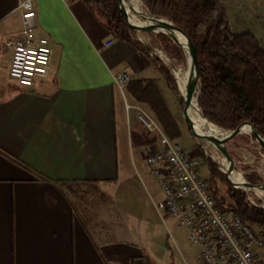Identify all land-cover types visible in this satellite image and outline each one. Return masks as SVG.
I'll return each mask as SVG.
<instances>
[{
  "label": "crops",
  "instance_id": "1",
  "mask_svg": "<svg viewBox=\"0 0 264 264\" xmlns=\"http://www.w3.org/2000/svg\"><path fill=\"white\" fill-rule=\"evenodd\" d=\"M22 1L0 0V264H156L166 255L160 238L169 215L156 208L162 196L147 166L119 164L121 145L130 163L126 141L140 122L114 79L150 80L160 94L165 82L150 57L113 38L79 0H33L35 34L49 39L52 59L47 78L20 88L8 76L5 42L21 33ZM78 187L103 195L115 188L109 228L100 221L113 207L98 211ZM70 191L85 196L90 214L83 217Z\"/></svg>",
  "mask_w": 264,
  "mask_h": 264
},
{
  "label": "trees",
  "instance_id": "2",
  "mask_svg": "<svg viewBox=\"0 0 264 264\" xmlns=\"http://www.w3.org/2000/svg\"><path fill=\"white\" fill-rule=\"evenodd\" d=\"M79 1L113 38L150 57L169 91L178 95L177 85L168 69L159 58L150 56L149 50L136 39L135 32L127 29L117 0ZM140 3L149 16L170 22L193 43L201 80L196 102L202 117L223 132L233 131L242 120L249 119L264 138V50L257 38L250 32H233L222 0H140ZM156 38L163 51L180 59L183 57L182 50L166 35L157 34ZM125 92L149 111L168 139L181 138L177 121L152 81L131 79ZM150 135L155 138L149 139ZM240 139L251 142L252 137L240 135L232 142ZM155 140L156 136L146 130L145 134H132L130 143L141 147L152 145ZM205 164L213 199L251 231L264 236L261 202L251 203L249 194L233 189L213 161L205 159ZM245 180L254 186L263 183L262 178L253 174L245 175ZM218 182L227 186L224 198H220L215 188Z\"/></svg>",
  "mask_w": 264,
  "mask_h": 264
},
{
  "label": "built area",
  "instance_id": "3",
  "mask_svg": "<svg viewBox=\"0 0 264 264\" xmlns=\"http://www.w3.org/2000/svg\"><path fill=\"white\" fill-rule=\"evenodd\" d=\"M17 9L21 11L22 29L18 37L5 42L11 50L8 76L20 88L29 89L35 81L47 78L52 50L48 38L35 34L33 0L20 2ZM130 80L126 74L114 79L124 102ZM125 109L138 110L126 102ZM138 118L157 140L158 148L146 158L162 196L156 208L186 229L189 242L198 247V259L203 264H264V236L251 231L213 199L188 149L168 139L160 126L144 114H138Z\"/></svg>",
  "mask_w": 264,
  "mask_h": 264
},
{
  "label": "rangeland",
  "instance_id": "4",
  "mask_svg": "<svg viewBox=\"0 0 264 264\" xmlns=\"http://www.w3.org/2000/svg\"><path fill=\"white\" fill-rule=\"evenodd\" d=\"M223 1L224 4L226 5L234 31L236 33H242V32L252 33L257 38L261 48L264 50V0H223ZM141 10L145 14V11L142 9V6H141ZM156 35L157 34L155 33H135L136 39L144 47L146 48L149 47L153 50L154 54L152 55L151 52H149L150 56L152 58L157 57L160 59L161 64H163L168 69L169 73L172 75L177 85V79H176L177 73L188 72L187 58L184 54L183 57H181L180 59L177 58L174 54H169L163 51V49L160 47L161 43L156 38ZM163 88H165L164 83L161 85V87H159V89L161 91V95L164 97V100L166 101L170 113L175 118L180 128L184 130V133L187 136V138L189 140H192L193 143H195L196 148L198 149L200 155V157L198 158L199 160H196L198 170L202 179L208 183L210 180L209 172L207 175L206 174L204 175L202 171H200L199 169L198 161L200 162L202 160V162L205 163V159H210L216 164L217 170L222 174L224 171L222 162L225 161L221 156V154L214 147H212L211 145H209L204 141L194 139L190 135V132L187 129L186 125L184 124L182 117L183 101L180 97V93H178V95H174L168 89H165V91H163L164 90ZM124 96L127 105L138 108V110H136L138 114L140 113L144 114L149 119L155 121L145 107L139 105H132L128 101V99H126L128 98L126 92L124 93ZM119 98H120V102L123 103L124 106L125 102L122 99L120 93H119ZM129 110L130 109H128V111ZM145 133H146V129L140 123L138 134H145ZM243 135H248V134H243ZM152 137L154 136L150 135L149 139H151ZM175 142L187 149V146L183 141L176 140ZM118 144L121 145V142L118 141ZM126 145L128 148L127 159L130 163H127L125 161L124 150L122 148V145L121 147L118 146L120 153L119 164L121 165L122 168H125L127 164L131 167H133V165L145 166L146 158L148 154L150 153V151L154 150L155 148L154 146L155 142L152 145L136 147L133 146L129 142V140H127ZM226 148L233 158V162H234L233 170L235 173L241 174L245 182H247L245 180V175H249V174L256 175L263 179V184H264V152L260 150V148L253 141V139L251 140V142H247L241 139L235 140L233 142L230 141L229 143L226 144ZM215 188L218 190V195L220 196V198H224L225 192L227 191L226 184L223 182L221 183L218 182L216 183ZM75 190L77 191V193L84 190L87 194L86 198L88 199V201L90 200L89 201L90 203L91 202L97 203L98 211L104 210L103 212L105 213L107 209H109L111 206L113 207L114 214L111 215L107 214L108 216L104 214L103 221H100L102 223V226L105 225V227L109 228L113 224L112 222H115V188L113 189V192L110 193V195H108L107 191L103 195L97 192L98 189L92 187H85V188L78 187ZM246 194H249V200L251 203H254L256 200L260 201L255 193L246 191ZM70 196L73 199V202L75 206L79 209V211H81V213L83 212L82 213L83 215L86 213L88 214L91 213L90 209L88 210L84 209L83 205L87 203L85 196L81 197L79 196V194H75L72 191H70ZM86 205L87 207L89 206V204ZM260 206L264 208L262 202ZM83 217H85V215ZM111 218L113 219V221L111 220ZM163 219L167 231L165 232L166 238L164 236V233H162L160 240H162L163 251H165L166 255L165 257L162 258V260L157 261L156 264H203L197 257L198 247L190 243L188 240L186 229L180 226L170 216L166 215V217L164 216Z\"/></svg>",
  "mask_w": 264,
  "mask_h": 264
},
{
  "label": "water",
  "instance_id": "5",
  "mask_svg": "<svg viewBox=\"0 0 264 264\" xmlns=\"http://www.w3.org/2000/svg\"><path fill=\"white\" fill-rule=\"evenodd\" d=\"M117 7L119 12L122 14L124 17L125 25L127 29L135 32V33H155V34H163L166 35L168 38H170L183 52V54L186 56L187 61H188V70L192 73V79L191 82L189 83L185 97L182 98L183 101V110H182V117L184 124L186 125L187 129L190 132V135L197 140L204 141L214 147L223 157L224 161L229 164V169L226 171H223L224 179L226 182L235 190L241 191L243 193H246V191H252V189L256 187H264V184H259V185H251L247 182H245V190L242 188H239L235 185H233L230 180L229 176L231 175L234 166V162L231 159L229 152L226 148V144L235 139L236 137L243 135V134H248L252 137L253 141L255 144L264 152V138L255 130V127L253 126L252 122L249 119H244L240 122V124L231 132H225L226 135L223 138L216 139L211 136H208L198 130L195 129L193 120L191 118L190 114V109L192 105V100L193 97L197 100V97L199 95V86L201 85V80L199 76V66H198V59H197V54L194 48L193 43L189 39V37L178 27L174 26L170 22L157 18V17H151L149 16L146 12L145 15L152 20H156L158 22H153L151 24H141V25H132L128 21V16L127 12L125 10V7L123 5V0H117ZM177 36L182 38L184 40V43L181 44L177 40ZM149 52L153 55V50L149 47H147ZM197 104V102H196ZM198 108V107H197ZM199 111V109H198ZM199 114L203 120H205L201 112L199 111ZM206 121V120H205ZM207 122V121H206ZM248 123L249 130L248 132H243L242 128L245 123ZM207 124H209L207 122ZM210 125V124H209ZM211 126V125H210ZM217 129V128H216ZM219 130V129H218ZM221 131V130H220ZM223 132V131H222ZM259 200L263 203L264 205V200L260 199Z\"/></svg>",
  "mask_w": 264,
  "mask_h": 264
},
{
  "label": "bare ground",
  "instance_id": "6",
  "mask_svg": "<svg viewBox=\"0 0 264 264\" xmlns=\"http://www.w3.org/2000/svg\"><path fill=\"white\" fill-rule=\"evenodd\" d=\"M123 5L127 12L128 21L132 25L151 24L153 22H158L156 20L149 19L143 13V11L141 10L140 0H123ZM177 40L181 44L184 43V40L178 36H177ZM176 79H177V86L179 89L180 97L182 99L185 97L187 87L191 82L192 73L189 70L188 72H184V73L178 72L176 75ZM190 114L196 130L216 139L223 138L226 135L225 132H222L213 126H210L209 124H207L205 120L201 118L197 108L195 97H193L192 100ZM248 130H249L248 124H244L242 131L248 132ZM222 165L224 171L229 169V164L227 162H222ZM229 180L233 185L245 190V181L241 174L232 172L231 175L229 176ZM252 191L258 196V198L264 200V187L259 186L252 189Z\"/></svg>",
  "mask_w": 264,
  "mask_h": 264
}]
</instances>
